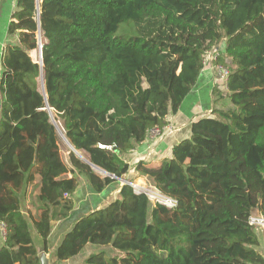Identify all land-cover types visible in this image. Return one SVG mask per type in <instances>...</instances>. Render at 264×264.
<instances>
[{
	"label": "trees",
	"instance_id": "trees-1",
	"mask_svg": "<svg viewBox=\"0 0 264 264\" xmlns=\"http://www.w3.org/2000/svg\"><path fill=\"white\" fill-rule=\"evenodd\" d=\"M6 35L16 42L1 53L0 264H39L35 238L48 253L81 177L96 194L145 177L175 206L124 183L113 202L71 219L53 264L82 252L83 264H264V227L250 224L253 212L264 219V0H15ZM38 37L42 66L30 56ZM210 50L228 70L211 113L158 166L128 164L178 111Z\"/></svg>",
	"mask_w": 264,
	"mask_h": 264
},
{
	"label": "crops",
	"instance_id": "crops-1",
	"mask_svg": "<svg viewBox=\"0 0 264 264\" xmlns=\"http://www.w3.org/2000/svg\"><path fill=\"white\" fill-rule=\"evenodd\" d=\"M14 10L15 0L2 1V5L0 7V72L1 53L4 46L8 42L11 44L16 42L14 38H8L6 35L9 17L11 12ZM220 80V75H218L213 66L204 68L199 76L197 84L184 99L178 111L167 117L168 124L173 127V133L171 135H164L156 138L151 143L145 141L133 149L127 156V163L130 164L139 158H147L150 159L151 166H158L159 161L163 157L169 156V149L171 145L188 136L190 123L211 113L213 108L210 95L211 89L214 85H218V89L221 91L226 90ZM226 104L227 103L225 101H221V105L224 106ZM67 154L68 152L66 151L63 158L66 157ZM67 177H71L70 174H68ZM80 179L81 188L79 183L77 192L73 197L74 209L72 215L65 221L52 223L51 234L48 238V253H46V255L49 256L50 261H52L53 258V249L60 241V236L63 234L64 229H66L68 224L71 223V219H76L77 217L96 211L113 202L117 198L118 189L124 183L121 180H117L116 183L108 186L103 192L96 194L91 191L85 179L79 178V180ZM135 180L142 182L146 181L145 177H138ZM35 195L36 193L32 189L27 191L26 199L23 202L25 208L31 203L32 197ZM35 244L39 252L43 251L41 241L38 238H35ZM83 260V257L78 256L77 259L66 261L63 264H83Z\"/></svg>",
	"mask_w": 264,
	"mask_h": 264
},
{
	"label": "built area",
	"instance_id": "built-area-1",
	"mask_svg": "<svg viewBox=\"0 0 264 264\" xmlns=\"http://www.w3.org/2000/svg\"><path fill=\"white\" fill-rule=\"evenodd\" d=\"M41 45L40 40H39V46ZM216 56L217 53L216 51H208L203 55V68H207L209 66H213L217 71H219L222 74L223 80L226 79L227 75H228V70L222 66H216L213 64V62L216 60ZM173 133V128L170 124L165 125L164 127L160 128H154L152 129L148 135H147V139L146 141H148L149 143H151L153 140H155L156 138L162 137L163 135H170ZM101 147V146H100ZM131 186L137 191V192H142L143 188L141 187V185H138L136 187H134L133 184H131ZM145 193V192H143ZM146 194V193H145ZM156 196H158L159 198H162V201H155L158 202L160 204L166 205L167 207L171 208L175 206V202L173 200L167 199L165 197H162L161 195H159L157 192H155ZM147 195V194H146ZM250 224L251 225H257V226H264V219L262 217H254L251 216L250 217ZM5 235V224L0 221V237H4Z\"/></svg>",
	"mask_w": 264,
	"mask_h": 264
},
{
	"label": "rangeland",
	"instance_id": "rangeland-1",
	"mask_svg": "<svg viewBox=\"0 0 264 264\" xmlns=\"http://www.w3.org/2000/svg\"><path fill=\"white\" fill-rule=\"evenodd\" d=\"M38 38L40 40V43H42L41 38L40 37H38ZM212 51H214V50H212ZM30 55L34 61L38 62V49L35 51H32L30 53ZM216 72L218 73V75H220V78H221L220 82L222 84L224 82L222 74L217 70H216ZM66 148H67L66 143L63 141V145H61V155L62 156L66 153ZM78 153H79L78 154L79 156L87 159V156L84 153H82V152H78ZM145 160L147 161L146 163L150 162V159L145 158ZM96 173L101 175V176H104L102 173H99L97 171H96ZM79 183H80V188H81V179L79 180ZM133 185H134V187H136L137 185H141V187L143 188L142 192H145L147 194L150 201H152V202H155L157 200L162 201V198H159L158 196H156V194H155L156 190H154L146 181L142 182V181L134 180ZM252 216H253V218L254 217H256V218L260 217L256 212H253ZM254 226L260 230L264 227V226H257V225H254ZM257 232L260 235V233H259L260 231L257 230ZM97 247L98 246H91V251H93L94 253L99 252V251H103L107 257L121 258L123 256V254L120 251H118V250H116L110 246L101 247V249L97 248ZM259 250L262 253V255L264 256V241H263L262 237H260V249ZM85 255H86V253L82 252L79 256L83 257Z\"/></svg>",
	"mask_w": 264,
	"mask_h": 264
},
{
	"label": "water",
	"instance_id": "water-1",
	"mask_svg": "<svg viewBox=\"0 0 264 264\" xmlns=\"http://www.w3.org/2000/svg\"><path fill=\"white\" fill-rule=\"evenodd\" d=\"M41 48H42V45H40V46L38 47V62H37V64H39L40 66H42V62H41ZM30 56H31V55H30ZM35 62H36V61H35ZM40 83H41V90H42V92H44L42 78H41ZM64 141H65V140H64ZM65 143L70 147V145H69L66 141H65ZM75 153L78 155L77 152H75ZM78 156H79V155H78ZM79 158H80L81 160H83L85 163L89 164V165L91 166V168H92L94 171H97V172H99V173H102V174H104V175H107V174H106L105 172H103L102 170H100V169L96 168L95 166H93V165L89 162V160L85 161V160L82 159L80 156H79ZM112 178H114V177H112ZM121 181H123V180H121ZM123 182H124V181H123ZM38 258H39V264H53V262L50 261L49 256L46 255V253H45L44 251H41V252L38 253Z\"/></svg>",
	"mask_w": 264,
	"mask_h": 264
},
{
	"label": "clouds",
	"instance_id": "clouds-1",
	"mask_svg": "<svg viewBox=\"0 0 264 264\" xmlns=\"http://www.w3.org/2000/svg\"><path fill=\"white\" fill-rule=\"evenodd\" d=\"M95 172H96V171H95ZM103 175H104V174H103ZM124 183H128V184H130V185L133 184V183L125 182V181H124ZM124 183H123V184H124ZM151 187H152V186H151ZM152 188L154 189V187H152ZM133 189H134V188H133ZM134 190H135V189H134ZM154 190H155V189H154ZM135 192H137V191L135 190ZM137 193H143V192H137ZM144 194H145V193H144ZM145 195H146V194H145ZM146 196H147V195H146ZM147 197H148V196H147Z\"/></svg>",
	"mask_w": 264,
	"mask_h": 264
},
{
	"label": "bare ground",
	"instance_id": "bare-ground-1",
	"mask_svg": "<svg viewBox=\"0 0 264 264\" xmlns=\"http://www.w3.org/2000/svg\"><path fill=\"white\" fill-rule=\"evenodd\" d=\"M45 40V39H44ZM79 154V153H78ZM81 157V156H80ZM82 159H84L85 161H87V159H85V158H83V157H81Z\"/></svg>",
	"mask_w": 264,
	"mask_h": 264
}]
</instances>
